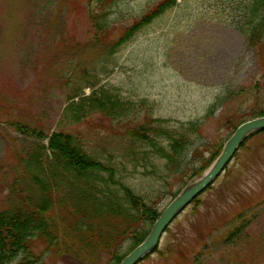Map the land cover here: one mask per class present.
<instances>
[{"label":"rangeland","instance_id":"rangeland-1","mask_svg":"<svg viewBox=\"0 0 264 264\" xmlns=\"http://www.w3.org/2000/svg\"><path fill=\"white\" fill-rule=\"evenodd\" d=\"M157 1L0 0V211L40 197L31 159L41 151L37 143L47 146L48 138L20 133L15 121L43 135L71 133L105 166L81 176L66 173L54 185L52 209L61 225L74 222L69 214L76 215L79 206L92 209V197L110 198V189L119 193L112 180L162 211L197 177L191 172L199 159L264 108V31L242 30L248 31L250 0H176L115 45L121 31ZM256 17L258 23L264 19V5L252 24ZM99 87L117 93L129 109L113 118L93 109H77V116L64 111ZM151 124L195 126L175 164L166 167L167 161L127 133ZM40 155L49 171L51 151ZM32 245L34 264H106L112 256L98 250L90 261ZM131 245L126 238L118 253ZM137 264H264V130L238 148L166 228L156 250Z\"/></svg>","mask_w":264,"mask_h":264},{"label":"trees","instance_id":"trees-1","mask_svg":"<svg viewBox=\"0 0 264 264\" xmlns=\"http://www.w3.org/2000/svg\"><path fill=\"white\" fill-rule=\"evenodd\" d=\"M93 1L99 0H87L88 3ZM175 4L176 0H158L130 26L124 28L114 44L119 46L128 41L141 28L150 24ZM262 5H264V0H250L245 15L246 25L248 23L249 27L248 31L243 28L244 32L255 34L264 31V19L258 23L260 18L256 17L255 24L251 21ZM91 17L96 20L99 15L92 14ZM77 109L85 112L93 109L108 118H113L124 114L129 107L117 93L111 89L99 87L92 90L87 98L83 97L78 102L72 100L64 111L77 116ZM260 115H264V108L257 113V116ZM13 123L15 129L24 135L35 136L38 139L48 138L47 146L39 142L37 145L44 154L45 150L49 149L52 158L49 159V171L40 159L41 151L31 159L35 167L34 183L40 193L38 200L32 201L24 198L17 206L0 211V264L11 263L19 254L20 258L15 264L36 263L38 256L32 251L34 243L45 244L56 254L68 252L74 256L81 255L90 261L93 260L92 254L95 251H110L111 260L106 264H119L128 253H118L120 243L130 238L132 242L130 250L133 249L146 237L161 211L145 202L123 182L112 180L113 184L118 185L119 193L110 189V198L104 194L103 197L98 195L99 198L94 197L93 200L91 196L92 209L87 210L79 206L76 215L69 214V218H72L74 222L66 224L62 220L60 225L59 212L52 209L55 205L53 202L54 185L60 184L66 173L73 172L76 176H81L93 169H105V166L88 154L71 133L59 131L43 135L40 130L20 121ZM194 130L195 126L191 129L181 127L171 130L162 124H151L134 127L127 133L137 137L155 156L167 161L166 167H169L178 161L182 149L190 142V132ZM255 134L249 135L248 138ZM161 141H166L167 144L162 145ZM221 149L222 146L211 152L208 157H201L200 165L192 167V177L200 175L217 157ZM242 224L236 226L224 241L227 242L238 234Z\"/></svg>","mask_w":264,"mask_h":264},{"label":"water","instance_id":"water-1","mask_svg":"<svg viewBox=\"0 0 264 264\" xmlns=\"http://www.w3.org/2000/svg\"><path fill=\"white\" fill-rule=\"evenodd\" d=\"M264 130V115L240 123L225 141L221 152L202 174L189 181L178 194L164 207L153 222L146 237L126 254L119 264H137L155 250L162 234L175 217L202 193L223 172L234 153L247 136Z\"/></svg>","mask_w":264,"mask_h":264}]
</instances>
